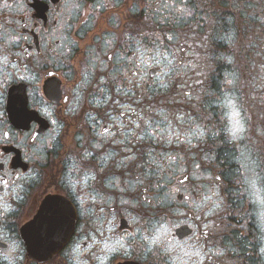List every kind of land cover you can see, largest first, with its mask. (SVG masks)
<instances>
[{
	"label": "flooded vegetation",
	"instance_id": "1",
	"mask_svg": "<svg viewBox=\"0 0 264 264\" xmlns=\"http://www.w3.org/2000/svg\"><path fill=\"white\" fill-rule=\"evenodd\" d=\"M158 2L0 0V42L7 44L15 37L18 46L10 47L12 55L9 59L22 66L15 78L11 74L13 70L0 74V81H3L0 83V92L3 93L0 132L7 130L12 134L10 143L0 144V150L6 148L4 154L9 157V163L0 171V176L7 173L10 185L15 177H20L16 181L19 198L11 187L0 192L11 206L7 213L0 216V264H101V260L91 258L87 249L81 247L79 253L76 251L77 246L87 239L85 234H92L96 216L81 215L77 195L84 194H74L61 176L65 152L76 151V145L81 143H73V137L83 136L87 141L93 131L89 114L97 118L95 131H101L100 125L110 126L113 123L105 115L106 112H111L115 117L119 111L129 107L140 111L141 107L152 106L153 113L156 109H162L170 113L191 112L192 116L200 112L211 118L212 130L219 131L228 123L230 110L225 105L230 102L239 105L242 111L247 128L246 139L236 144L226 143L225 134L221 132L210 153H206L207 145L203 144L199 149L173 151L168 148L162 150L153 142L157 162L165 166L161 174L167 175L169 165L175 171L170 183L165 186L166 190L157 192L151 188L148 196L157 203L164 201V197L160 199L162 193H172L176 201L170 196L164 205L155 209V218L159 219L158 214L163 212L168 221L165 226L171 229L172 236L176 238L173 242L195 246L192 250L201 252L203 264H212L213 261L215 264H230L228 259L234 257L235 245L241 249L242 264H245V185L242 183L245 168H241V164L245 163V155L264 162V80L261 79L264 68L260 67L264 62V24L261 23L264 0H188L194 16L189 18V24L183 30L190 34L188 44L192 51L186 59L192 62L195 73L190 70L187 75L175 76L165 81L169 83L167 89L159 88L157 78L163 80L164 77L160 75L161 70L150 63L151 56H148L142 74L144 87L127 84L122 76L114 78L110 71L115 61L113 53L124 54L127 44L122 40H113L112 44L106 45L112 36L129 31L140 39L135 35V29L140 27L142 20L148 37L153 36L150 29L154 28L155 35L161 37L160 44L169 45L163 38L164 25L156 22ZM104 4L108 5L107 8L102 7ZM133 9L139 19L136 24L126 23ZM159 15L166 13L162 10ZM105 32L111 35H102ZM205 36L206 47L199 46ZM93 37L98 39L94 40ZM73 41L79 48L75 49L72 59L58 55L61 42L67 48ZM89 47L91 50L86 51ZM108 57H112V61ZM84 67H87L89 75L87 81L80 84V71ZM201 72L203 75L198 74ZM20 76L24 79H20ZM197 80H204L205 83L197 84ZM49 81H54L52 88L55 99L50 98ZM185 81L190 85L187 89L184 87ZM228 81H234V84ZM185 90L191 91L193 96L199 95L201 99L179 103L186 99L180 94ZM117 91L129 94L117 96ZM108 96L119 99L120 105L114 107ZM138 100L142 104H137ZM174 100L177 103H173ZM69 108L75 110L71 115L67 111ZM11 114L19 115L20 121L11 119ZM159 119L156 117V120ZM188 119L191 122V117ZM53 120H56L55 124ZM112 131L115 132V129ZM57 133H60L57 139L61 143L56 150L46 147L44 141ZM96 139L98 137H92L93 142ZM122 147L121 143H105L99 155L102 156L105 149L114 151ZM139 147L135 145L132 150ZM161 152L177 159L165 160ZM206 154L211 158L203 159ZM123 155L125 153H120L115 160H109V169ZM45 159L46 163L40 162ZM95 163L99 164V159ZM261 172H264V168ZM217 175L221 176L220 181L208 179ZM123 179L121 176L120 180ZM109 191L103 189L102 192L106 198L103 211L99 203L92 205V209L97 215L114 220V231L110 235L116 239L121 236L125 240L136 239L129 245L127 254L114 257L102 254L104 264H163V261L181 264L170 260L184 257L182 253L169 258L163 254V249L147 250L146 242L137 233L150 234L152 225L148 217L142 216L139 208L121 205V193L118 191L108 199ZM205 196L209 199L204 200ZM124 198L129 197L125 195ZM91 199L99 200V197L95 193L92 198L85 196L83 207L87 208ZM47 200L53 203L52 209L56 211L61 224L57 233H70L71 237L50 260L41 261L30 256L26 242L38 241L33 222ZM193 204L200 207L194 208ZM177 211L186 216H173L172 213ZM68 226L71 229L67 230ZM184 258L188 260V257ZM189 264L194 262L189 261Z\"/></svg>",
	"mask_w": 264,
	"mask_h": 264
},
{
	"label": "snow or ice",
	"instance_id": "2",
	"mask_svg": "<svg viewBox=\"0 0 264 264\" xmlns=\"http://www.w3.org/2000/svg\"><path fill=\"white\" fill-rule=\"evenodd\" d=\"M5 6L7 7V4ZM107 6V4L102 5L105 8ZM162 10L166 15H159ZM156 13L158 14L156 22L164 25L162 29L164 32L163 38L169 42V45L163 46L160 44L161 37L155 35L154 28L150 29L153 36L148 37V34L144 31L142 20H140V27L135 29V35L139 36L140 39H136L129 31L120 32L118 35L112 36L111 40L106 41V45L112 44L113 40H122L127 44L124 54L119 52L113 53L115 61L110 71L114 78L122 76L127 84L135 83L138 87H144L142 74L146 67V57L148 56H151L150 63H154L161 70L160 75L164 77L163 80L159 77L157 78L159 88L167 89L169 83L165 81H170L175 76L181 74L187 75L190 70L195 73V69L192 68V62L186 59L188 53L192 51L191 45L188 44L190 34L183 30L189 24V18L194 16L193 8L189 7L188 0H159L156 4ZM138 19L139 17L133 9L132 15L125 22L136 24ZM261 23L264 24V18H262ZM116 27H119V25H116ZM169 32L171 34H168ZM102 35H111V33L105 32ZM125 37H127V40H124ZM93 39L96 40L98 37H93ZM205 40H207L206 36L201 39L199 46L206 47L204 44ZM128 41H132V43H128ZM185 45H188V47L186 48ZM11 46H18V41L15 37L7 44L0 42V74L5 73L7 70H13L11 74L15 78L19 74L18 69L22 66L17 65L9 59V56L12 55L10 52ZM59 47L61 51L58 55L70 60L74 57L75 49H78L79 45L73 41L71 42V46L65 48L61 42ZM245 47H248V45H245ZM90 50V47L86 49V51ZM179 53H184L185 55L180 56ZM108 59L112 61V57H108ZM86 63L87 61H85ZM115 65L120 66L116 67ZM260 67L264 68V62L261 63ZM198 74L203 75L202 72ZM49 75H52V73ZM88 75L87 67L82 68L80 71V84L87 81ZM20 79L23 80L24 77L20 76ZM261 79L264 80V77H261ZM0 83H3V81H0ZM196 83L203 85L205 81L197 80ZM228 83L234 84V81H228ZM53 84L54 81H49V95L50 98L55 99L54 89L52 88ZM184 87L186 89L190 87L187 81H185ZM154 90L158 91V89ZM121 94L127 96L129 93L117 91V96ZM180 94L186 97V99L179 101V103H188V101L193 99L198 101L201 99L199 95L193 96V93L187 90ZM107 99L112 101L114 107L120 105L119 99H113L112 96H108ZM2 103L3 93L0 92V104ZM136 103L142 104V101L138 100ZM173 103H177V101L174 100ZM190 107L194 108L195 105H191ZM225 107L230 110V115L227 116L228 123L224 124L219 131H213L212 127H210L211 118L206 117L200 112L192 116L191 112L182 113L175 111L170 113L162 109H156L153 113L152 106L148 108L141 107L140 111H135L129 107L123 111H119V115L115 117L112 116L111 112H106L105 115L113 123L110 126L107 124L100 125L101 131H95L98 127L97 118L89 114V119L92 121L90 127L93 131L87 141H85L83 136L73 137V143L76 141H80L81 143L76 145V151L67 150L65 152L61 171L62 178L68 182L73 193L84 194L77 195V200L81 204V215L96 216L92 234H85L87 239L77 246L76 251L79 253L80 248L83 247L91 254V258L101 260V264H104V261L101 259L102 254L110 257L118 254H127L129 245L135 242L136 237H132L131 240H125L123 236L116 239L113 235H110L109 233L114 231V220H110L107 216L97 215L92 209V205L99 203L101 205V212L103 211V203L106 198L102 192L103 189H109L108 199L111 198L113 193L118 191L121 193L119 197L121 205L139 208L140 214L148 217V222L152 225L149 229L150 234L137 233V236L146 242L148 251L163 249V254L169 258L173 254L182 253L184 257H188V260H184L182 264H189V261H193L194 264H203L200 259L201 252L199 250H192L195 246L185 245L182 242H173L176 238L172 236L171 229L165 226L168 221L165 220L163 212L158 214L159 219L155 218V209L164 205L172 193L168 192L164 201L154 203L153 200L149 199L148 192L151 188H155L157 192L162 189L166 190L165 186L170 183V178L175 169H172L171 165H169L167 175L161 174L165 166L157 162V154L155 147H153V142L162 150L168 148L173 151H186L191 148L199 149L203 144L207 145L206 153H210L212 145L220 137L221 132L225 134L226 143L236 144L246 139V122L239 105L230 102ZM45 111L47 112V109ZM67 111L71 115L75 110L69 108ZM48 115H51V113H48ZM156 117L160 119L156 120ZM189 117H191V122H189ZM52 123L55 124L56 120H53ZM60 127L63 128L64 125H60ZM113 128L115 132L112 131ZM59 135L60 133H57L56 136L46 139L44 141L45 146L56 150V146L61 143L57 139ZM92 137H98V139L93 142ZM11 139L12 134L9 131L4 130L0 132V144L10 143ZM134 142L135 145L140 146L135 151L132 150L135 146ZM105 143L109 145L121 143L123 147L114 151L105 149L101 156L99 153ZM86 144L87 147H85ZM6 151V148L0 150V171H3L4 167L9 163V157L4 154ZM120 153H125V155L109 169L108 161L115 160V157ZM161 155L165 160L172 161L177 159L176 156L164 154L163 152H161ZM146 157L148 158L147 160L145 159ZM242 157H244V154H242ZM202 158L210 159L211 157L206 154ZM96 159H99V164L95 163ZM244 159L247 161V157H244ZM40 162L46 163V159ZM150 166H154V168ZM259 166L257 161H252L251 164L247 162L241 164V168H245L252 173L251 176L243 177L242 183L247 185L245 191L255 189L258 182L261 184L260 190H264V176L256 171V168ZM177 167H179L178 164ZM196 167L199 168V164ZM141 169H144V171H141ZM117 170L119 171L117 172ZM121 176L124 177L123 181L120 180ZM128 177H131V179H128ZM19 179L20 177H15L10 185L7 173L0 176V192L11 187L16 193L17 198H19L18 185L16 183ZM208 179L220 181L221 176L217 175L214 178L209 176ZM122 184L123 186H121ZM93 193L99 197V200L91 199L88 207H83L85 196L92 198ZM125 195L129 198H124ZM207 199L209 197L205 196L204 200ZM132 201H136V203H132ZM260 202L264 203V200ZM220 203H222V198H220ZM201 204H203V200ZM10 207L4 196L0 195V216L7 213ZM193 207L198 208L200 205L193 204ZM172 215L186 216L185 213L178 211L172 213ZM259 252L260 255H264V246L259 249ZM177 258L181 257L178 256ZM212 264H215V261Z\"/></svg>",
	"mask_w": 264,
	"mask_h": 264
},
{
	"label": "rangeland",
	"instance_id": "3",
	"mask_svg": "<svg viewBox=\"0 0 264 264\" xmlns=\"http://www.w3.org/2000/svg\"><path fill=\"white\" fill-rule=\"evenodd\" d=\"M246 157V155H245ZM256 161L259 162V167L262 170L264 168V162L260 161V158L253 157ZM250 156L247 157L248 164H251L252 161H255ZM259 167L256 168V171L264 176V172L259 170ZM252 173L245 169V176H251ZM247 185H245V189ZM261 189V184L258 182L255 189H248L245 191V253L249 252L250 255L257 257L262 264H264V255H260L259 249L264 246V203H261V200H264V190ZM168 193H162L160 196L164 197ZM172 196V195H171ZM172 198L175 200L174 196ZM176 201V200H175ZM166 202V201H165ZM253 224V227H248V223ZM242 246V245H241ZM241 249L235 245L234 247V257L228 259L230 264H242ZM185 259L184 257L175 258V260H170V262L179 261L181 264ZM169 261H163V264H168ZM246 264V263H245Z\"/></svg>",
	"mask_w": 264,
	"mask_h": 264
},
{
	"label": "water",
	"instance_id": "4",
	"mask_svg": "<svg viewBox=\"0 0 264 264\" xmlns=\"http://www.w3.org/2000/svg\"><path fill=\"white\" fill-rule=\"evenodd\" d=\"M10 117L14 121H20L19 115L11 114ZM52 208L53 203L51 200H48V202L43 205L41 213L35 220V227H37L38 230V241L26 242L31 257L41 261L48 260L50 256H52L51 254L55 252L56 249L64 246L71 237V234L57 233V229L61 227V224L58 222V218L55 214L56 211ZM69 229H71V227L68 226L67 230Z\"/></svg>",
	"mask_w": 264,
	"mask_h": 264
},
{
	"label": "trees",
	"instance_id": "5",
	"mask_svg": "<svg viewBox=\"0 0 264 264\" xmlns=\"http://www.w3.org/2000/svg\"><path fill=\"white\" fill-rule=\"evenodd\" d=\"M254 225L250 222L248 223V227H253ZM245 263L246 264H262L260 260L257 257H254L253 255H250L249 252L245 253Z\"/></svg>",
	"mask_w": 264,
	"mask_h": 264
}]
</instances>
